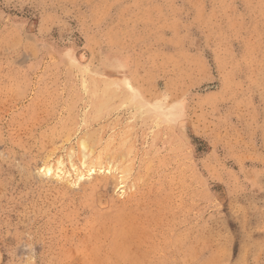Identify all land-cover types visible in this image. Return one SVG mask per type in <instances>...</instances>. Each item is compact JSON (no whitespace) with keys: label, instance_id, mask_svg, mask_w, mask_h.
<instances>
[{"label":"rangeland","instance_id":"1","mask_svg":"<svg viewBox=\"0 0 264 264\" xmlns=\"http://www.w3.org/2000/svg\"><path fill=\"white\" fill-rule=\"evenodd\" d=\"M0 264H264V0H0Z\"/></svg>","mask_w":264,"mask_h":264},{"label":"bare ground","instance_id":"2","mask_svg":"<svg viewBox=\"0 0 264 264\" xmlns=\"http://www.w3.org/2000/svg\"><path fill=\"white\" fill-rule=\"evenodd\" d=\"M92 100H93V105H94V111H91L87 115V120L89 122L94 119L105 117L107 115V110L110 107L111 94H103L102 96H95L94 99ZM130 117L136 120L140 117L145 120H147L148 118L147 115H143V113L141 112H133L131 113ZM158 118L160 119L161 116H158L156 119ZM114 138H116V136ZM114 138L112 137V133H111L108 136V138H106L104 143L101 144L102 148L101 150H99V153L96 157L97 160H94L93 158L89 159V156H87V154H84V156H80L79 154V159L81 161V164L88 170H92L96 167H100V168L105 167L108 169L114 168V169H119V170L122 169L120 170V172L122 173L123 182H125L124 179L126 177L127 172L129 171V167L125 165V162L131 156V153L134 150V146L126 144V140H127L126 135L125 137L124 136L120 137L117 140L116 144L114 142L115 140ZM102 139H103V136L101 134L96 133V131H93V132L90 131V132L85 133V135L79 139L78 146L82 147L84 150H87L89 154H93L97 151L96 145L100 144ZM124 146H128V147H124ZM70 163L73 167H75L78 173L83 172L82 169H79V167H77L75 160L72 159V156L70 157ZM64 165H65L64 160L59 161V163L56 165L57 173L63 174L67 172L65 171ZM53 168H54L53 166H49L48 170L52 171ZM114 233L115 232H113V234ZM135 242H138V241L135 240ZM119 251H123V250H119ZM128 251L130 252V250Z\"/></svg>","mask_w":264,"mask_h":264}]
</instances>
